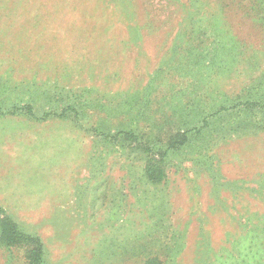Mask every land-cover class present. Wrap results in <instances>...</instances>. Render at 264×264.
<instances>
[{"label":"rangeland","instance_id":"1","mask_svg":"<svg viewBox=\"0 0 264 264\" xmlns=\"http://www.w3.org/2000/svg\"><path fill=\"white\" fill-rule=\"evenodd\" d=\"M0 264H264V0H0Z\"/></svg>","mask_w":264,"mask_h":264},{"label":"trees","instance_id":"2","mask_svg":"<svg viewBox=\"0 0 264 264\" xmlns=\"http://www.w3.org/2000/svg\"><path fill=\"white\" fill-rule=\"evenodd\" d=\"M17 226L12 220L7 217H0V241L1 243L12 245L16 243H23L27 241H33L32 237L25 236L17 231ZM28 264H42L43 262V250L42 244L39 241L33 249L30 250L28 255Z\"/></svg>","mask_w":264,"mask_h":264}]
</instances>
